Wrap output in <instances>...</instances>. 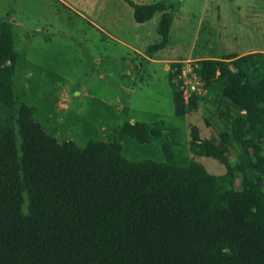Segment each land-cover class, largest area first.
Returning a JSON list of instances; mask_svg holds the SVG:
<instances>
[{
	"label": "trees",
	"instance_id": "16d2710c",
	"mask_svg": "<svg viewBox=\"0 0 264 264\" xmlns=\"http://www.w3.org/2000/svg\"><path fill=\"white\" fill-rule=\"evenodd\" d=\"M126 1L137 23L161 13L158 39L145 53L164 49L173 16L163 1ZM18 58L12 24L0 22V264H264V78L250 76L264 54H231L204 75L238 110L223 116L241 148L236 171L246 193L233 187L232 172L216 177L194 162L172 163L168 143L167 161L157 162L129 160L115 141L58 142L31 107H15ZM121 133L140 143L161 136L141 121L123 123Z\"/></svg>",
	"mask_w": 264,
	"mask_h": 264
},
{
	"label": "rangeland",
	"instance_id": "374dc122",
	"mask_svg": "<svg viewBox=\"0 0 264 264\" xmlns=\"http://www.w3.org/2000/svg\"><path fill=\"white\" fill-rule=\"evenodd\" d=\"M131 1H163L173 16L168 45L152 56L145 48L158 39L155 19L137 25L126 0H0V22H11L19 57L11 78L15 107H31L58 142L83 147L90 140L115 141L129 160L167 161L168 143L172 163L194 162L216 177L232 172L233 187L246 193L236 171L241 148L230 140L223 116L238 110L223 86L204 75L210 62H229L231 54H264L250 50L264 49V0ZM258 9L261 15L251 14ZM193 75L199 83L191 90ZM250 76L264 78V65L257 63ZM176 96L184 108L180 116ZM135 121L157 125L161 136L140 143L122 135L123 123ZM260 145L264 153V140Z\"/></svg>",
	"mask_w": 264,
	"mask_h": 264
},
{
	"label": "crops",
	"instance_id": "0c3cea01",
	"mask_svg": "<svg viewBox=\"0 0 264 264\" xmlns=\"http://www.w3.org/2000/svg\"><path fill=\"white\" fill-rule=\"evenodd\" d=\"M84 10V9H83ZM250 10H251V8H250ZM259 12H261V9H258L256 12H251V14L252 15H261V13H259ZM160 13V12H159ZM132 14H133V9H132ZM160 15H161V13L159 14V16H157V13H154L153 14V17H151L150 19H148V20H146L145 22H143V23H137L136 22V24L137 25H150L151 24V22L153 21V19H155V22L153 23L154 24V26H156L157 27V25H158V22H159V19H160ZM132 17H133V15H132ZM155 17V18H154ZM243 18H247L248 16H246V15H243L242 16ZM245 20V19H244ZM156 31V30H155ZM156 35H157V33H156ZM229 35L230 36H232L233 34L231 33V32H229ZM250 50H252L253 52L254 51H260V52H264V49H257V50H253V49H250Z\"/></svg>",
	"mask_w": 264,
	"mask_h": 264
},
{
	"label": "built area",
	"instance_id": "2783aa9c",
	"mask_svg": "<svg viewBox=\"0 0 264 264\" xmlns=\"http://www.w3.org/2000/svg\"><path fill=\"white\" fill-rule=\"evenodd\" d=\"M198 83H199V81H198L197 77L195 75H193V80L190 82V89L194 90L196 84H198Z\"/></svg>",
	"mask_w": 264,
	"mask_h": 264
}]
</instances>
